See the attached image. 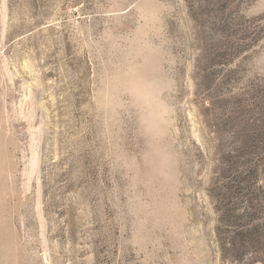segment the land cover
<instances>
[{
  "label": "rangeland",
  "instance_id": "374dc122",
  "mask_svg": "<svg viewBox=\"0 0 264 264\" xmlns=\"http://www.w3.org/2000/svg\"><path fill=\"white\" fill-rule=\"evenodd\" d=\"M0 264H264V0H0Z\"/></svg>",
  "mask_w": 264,
  "mask_h": 264
}]
</instances>
